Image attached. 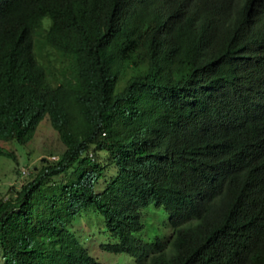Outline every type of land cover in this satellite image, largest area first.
I'll list each match as a JSON object with an SVG mask.
<instances>
[{"label":"trees","instance_id":"trees-1","mask_svg":"<svg viewBox=\"0 0 264 264\" xmlns=\"http://www.w3.org/2000/svg\"><path fill=\"white\" fill-rule=\"evenodd\" d=\"M47 14L78 89L47 94L66 98L49 110L66 151L0 199V263L99 264L67 230L97 205L122 239L108 250L137 264H264V0H0L5 140L31 131L11 94L47 87L33 54ZM107 161L118 176L98 193ZM151 205L167 241L135 236Z\"/></svg>","mask_w":264,"mask_h":264},{"label":"rangeland","instance_id":"rangeland-1","mask_svg":"<svg viewBox=\"0 0 264 264\" xmlns=\"http://www.w3.org/2000/svg\"><path fill=\"white\" fill-rule=\"evenodd\" d=\"M52 24V18L47 15L38 29V34L34 36L35 39V58L44 68L50 73L47 75L51 79L52 77L58 78V84H64L68 87H76L70 80V76L74 74L76 68V59L69 57L68 55L61 54L60 52L48 47L46 40V30L49 25ZM49 64H48V62ZM48 125L42 123L34 138L25 144V149L21 150L20 144L3 145L9 150V152L16 153V158L19 165L10 158L1 159L0 161V199L6 198L8 191L13 188H19L25 181H27V175H23V170L26 172L37 171L44 164H52L58 161L64 152L63 147L59 142V135L55 132L48 131ZM97 158L103 160L101 154L98 153ZM43 161V162H42ZM117 169L113 163L107 164L104 177L99 181V190L108 186L110 182L116 178ZM36 173V172H35ZM58 182L64 181V176L53 178ZM54 180V181H55ZM155 205L145 209V217L143 222L145 224L144 238L149 237L150 241L156 240V238L165 239L166 231L158 222ZM163 216H165L163 209H161ZM93 210L82 217H79L77 222L71 226L70 231L74 232L78 236L79 240L85 243L92 253L96 256L102 264H135L134 259L108 253L99 252L98 246L111 241V236L108 231H104L106 224H103V220L96 214L92 213ZM0 256H2L1 242H0Z\"/></svg>","mask_w":264,"mask_h":264},{"label":"clouds","instance_id":"clouds-1","mask_svg":"<svg viewBox=\"0 0 264 264\" xmlns=\"http://www.w3.org/2000/svg\"><path fill=\"white\" fill-rule=\"evenodd\" d=\"M47 15H50V14H47ZM45 17L43 18V20L45 19ZM51 18H52V24L50 26V24L47 23V25H49V26H48V28L46 30V40H47L48 47L60 52L61 54L68 55L69 57H73V58L76 59V63L77 64H76L75 72H74V74H72V75H75L76 74V70H77V66H78L77 56L74 53H72V52H67V51H64V50L60 49L59 47L55 46L54 44H52L50 42L49 34H50L52 28L54 27V23H55L52 16H51ZM43 20L41 22H39L35 26V29H34V32H33V54H34V58H35V52H34L35 39H34V36H35V33H36V37H37L38 29L41 26L39 24L42 23ZM35 61L38 63L36 58H35ZM38 64L40 66H42L43 69H44V82L46 83L47 87H44V88H41V89H34L33 90L35 92V96L34 97H28L27 95L21 94V93L11 94V98L13 99V104L10 106V109L15 113L14 118H13V122L17 123L18 121H26L27 122L26 129L30 125V130L31 131H29V132L26 131L25 133H23V134H21L19 136L15 135L21 141H18V140H5L3 137L0 136V161H1V159H5L7 157H10L16 163V165L17 164L19 165V162H18V160L16 158L17 154L9 152V150L6 148L7 145L8 144H12V143H14V145L20 144L21 146L19 148L21 150H24L25 149V147H24L25 144L28 143L32 138H34L39 126L42 123H45V124L48 125V129H49L48 131L55 132V133H57L59 135V139L58 140H59L61 146L64 149V152L62 153L60 159L65 154L66 146H65L64 143L61 142L59 132L55 129L53 124L50 122V116L51 115L49 114V110H56V109H59L61 107H64L66 105V98H63L61 96L59 97L58 95L62 94L63 92H65V89H67V90L78 89V83H76L72 79V75H71L70 76V80L74 84H76V87H68V86H66L64 84H58L59 79L55 78V77H52L50 79L49 76H47L50 73V71L46 70L44 68V66L41 65L40 63H38ZM48 64H49V62H48ZM58 89H59V94L58 95H56V96H47V94L49 92L56 91ZM10 126L12 128V125H10ZM23 137H25L24 140H23ZM4 143L6 144V147L3 145ZM97 154L94 153V156L96 157ZM58 161H56V162H58ZM105 163H106V167H107V164H109V163H113L116 166L115 162L107 161ZM116 169H117V166H116ZM35 172L36 171L26 172L25 170H23V175H25V176L27 175V177H29L32 174H35ZM116 173H117V176H118V170H117ZM117 176H116V178H117ZM103 177H104V175H103ZM115 179H113L111 182H113ZM98 184H99V182H98ZM109 185L104 187V188H102L101 190L98 189L99 188V186H98L97 192L100 193L102 190H104L107 187H109ZM161 209H163V208L156 207L154 210L156 211V216H157L158 222L160 224L162 223V226L164 227V230L166 231V235H165V239H161V238L158 237V238H156V240L160 239L162 241H167L170 238V236L172 235L173 230H172V227L168 225L167 217H166V215L163 216ZM90 210L91 211L93 210L92 213H96L103 220V224H106V228L104 227V231H108V233L111 236V241L107 242V244L104 243L101 246H98L97 250L99 252H108V253L116 254V255H119V256H121L122 253H125L124 256H127V257L131 258V260L133 258L135 264H137L136 258L133 255H131V254H128L126 252L116 253V252L108 250V248L111 247V246H115V245L121 244L122 243V239L118 235L114 234L109 229L107 220H106L105 216L101 214V212H100V210H99L97 205H94L92 207H89V208L83 210L78 215V217L75 220H73L72 222H70L68 224L67 230L74 235L76 243L81 245L85 249L86 253L90 257H92L97 263L102 264L101 261L96 256L92 255V253L89 251L87 245L84 242L82 243L79 240L78 236L75 235L74 232L70 231L71 226L74 223L77 222L78 218L82 217L83 215H85L87 213H89ZM142 213H143V217H142V221H143V219L145 217L146 210L144 209ZM144 232H145V224H144L143 230L140 233L136 234L135 236L137 238L141 239L143 242H152V241H150L149 237L144 238ZM156 240H154V241H156ZM63 252H64V247L60 244L58 246L57 251H56L55 255L53 256V258L57 259V257L60 256ZM0 259H2V257H0ZM0 264H3V260H2V262ZM50 264H53V263L51 262Z\"/></svg>","mask_w":264,"mask_h":264}]
</instances>
